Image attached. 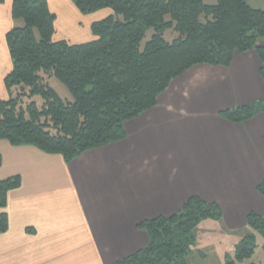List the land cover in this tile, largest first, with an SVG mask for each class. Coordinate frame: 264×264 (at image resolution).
<instances>
[{
    "label": "crops",
    "instance_id": "crops-1",
    "mask_svg": "<svg viewBox=\"0 0 264 264\" xmlns=\"http://www.w3.org/2000/svg\"><path fill=\"white\" fill-rule=\"evenodd\" d=\"M49 1L58 27L65 12L72 13L67 35L76 34L75 19L81 22L83 15L72 1ZM248 3L264 9V0ZM12 6L13 0L0 3V102L8 98L5 78L12 69L6 35L20 22ZM93 22L69 41L91 40ZM260 67L255 50L237 52L229 66H193L156 106L125 123L126 138L71 162L0 140V180L22 178L9 193L0 264H113L148 245L139 223L180 211L194 195L220 204L228 228L246 223L250 212L264 215L257 190L264 177V111L243 123L220 115L264 103Z\"/></svg>",
    "mask_w": 264,
    "mask_h": 264
},
{
    "label": "trees",
    "instance_id": "trees-1",
    "mask_svg": "<svg viewBox=\"0 0 264 264\" xmlns=\"http://www.w3.org/2000/svg\"><path fill=\"white\" fill-rule=\"evenodd\" d=\"M71 1L82 15L109 12L90 25L89 41L56 39L58 16L49 0H13L12 16L23 25L6 35L12 69L5 78L8 98L0 102V140L71 162L126 138L125 123L156 106L172 81L193 66H229L237 52L255 50L264 80V9L248 0ZM52 77L72 101L60 96ZM262 111L260 101L220 115L243 123ZM21 183L19 175L0 180V234L9 229V193ZM257 190L264 196V177ZM222 219L220 204L191 196L180 211L139 223L148 245L113 264H188L199 224ZM246 223L254 232L239 241L233 256L226 254L224 264L251 260L258 235L264 247V215L250 212Z\"/></svg>",
    "mask_w": 264,
    "mask_h": 264
},
{
    "label": "rangeland",
    "instance_id": "rangeland-1",
    "mask_svg": "<svg viewBox=\"0 0 264 264\" xmlns=\"http://www.w3.org/2000/svg\"><path fill=\"white\" fill-rule=\"evenodd\" d=\"M208 2L214 3V0H209ZM58 4L62 3L57 2L56 5ZM58 7H63V5ZM104 14H106L105 11H100L92 15H83L80 20L81 22H78V19H75L77 23L75 22L76 29L74 31L78 34L67 35L69 32L67 22L70 21L67 17L72 18V13L66 11L64 15L65 17L59 22L60 26L57 30L56 39H65L68 41L78 40L80 36L83 35L82 33L85 32V28L88 29L87 25L89 22L91 23L100 19V17ZM19 25H23L22 20H20ZM150 36L151 31L148 34V37ZM166 36L169 40H171L172 32L168 31ZM50 83L64 100H73L70 91L57 78L52 77V79H50ZM253 232L254 230H252L245 222H240L233 228H228L225 219L220 221L203 220L196 230L197 243L192 248L191 254L188 256V264H224L226 254L233 256L239 241L244 236ZM251 261L256 264H264V247L261 235H258L255 252L251 260L240 264H247Z\"/></svg>",
    "mask_w": 264,
    "mask_h": 264
}]
</instances>
